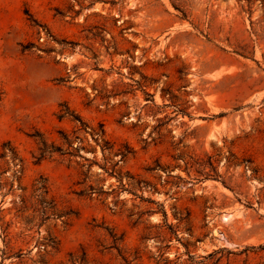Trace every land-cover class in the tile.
I'll return each instance as SVG.
<instances>
[{
	"label": "rangeland",
	"instance_id": "374dc122",
	"mask_svg": "<svg viewBox=\"0 0 264 264\" xmlns=\"http://www.w3.org/2000/svg\"><path fill=\"white\" fill-rule=\"evenodd\" d=\"M0 264H264V0H0Z\"/></svg>",
	"mask_w": 264,
	"mask_h": 264
},
{
	"label": "trees",
	"instance_id": "16d2710c",
	"mask_svg": "<svg viewBox=\"0 0 264 264\" xmlns=\"http://www.w3.org/2000/svg\"><path fill=\"white\" fill-rule=\"evenodd\" d=\"M62 118H63V116L59 117V119H62ZM75 120L78 121L82 127L86 128V126L84 125L82 120H80V118H76ZM78 131H81V130H78ZM33 137L37 139V146H38V155L36 157V163H39V162L45 160L46 158L51 157L53 154H60V155L70 154L69 150L71 149L72 144H71V142L68 141L67 138H63L64 143L68 147V150H67L68 152L65 153L59 147H55L54 145H48L46 140L43 138V136L41 134H39L38 132H36ZM99 137L100 136H98V138ZM43 189L45 190V193H46L47 192L46 188H43Z\"/></svg>",
	"mask_w": 264,
	"mask_h": 264
}]
</instances>
